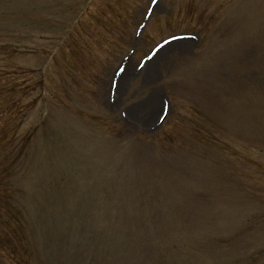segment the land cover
Masks as SVG:
<instances>
[{
	"label": "rangeland",
	"instance_id": "1",
	"mask_svg": "<svg viewBox=\"0 0 264 264\" xmlns=\"http://www.w3.org/2000/svg\"><path fill=\"white\" fill-rule=\"evenodd\" d=\"M0 264H264V0H0Z\"/></svg>",
	"mask_w": 264,
	"mask_h": 264
},
{
	"label": "bare ground",
	"instance_id": "2",
	"mask_svg": "<svg viewBox=\"0 0 264 264\" xmlns=\"http://www.w3.org/2000/svg\"><path fill=\"white\" fill-rule=\"evenodd\" d=\"M238 19V18H237ZM236 22H238V20H236ZM236 40H238V42H236L237 44V46H236V49H239L240 48V45H241V40H240V38L238 37ZM185 41H176V44H175V47H181L180 45L181 44H183ZM175 43V42H174ZM226 52H227V50L226 51H224L223 52V50L222 51H218V52H216L215 53V55H219V56H222V57H224V55H226ZM238 54H239V52H238ZM218 57V56H217ZM219 58V57H218ZM239 58V57H238Z\"/></svg>",
	"mask_w": 264,
	"mask_h": 264
},
{
	"label": "snow or ice",
	"instance_id": "3",
	"mask_svg": "<svg viewBox=\"0 0 264 264\" xmlns=\"http://www.w3.org/2000/svg\"><path fill=\"white\" fill-rule=\"evenodd\" d=\"M153 2H155V0H153ZM165 43H168V41H165ZM161 47H163V45H161ZM155 53H153V55H154Z\"/></svg>",
	"mask_w": 264,
	"mask_h": 264
}]
</instances>
